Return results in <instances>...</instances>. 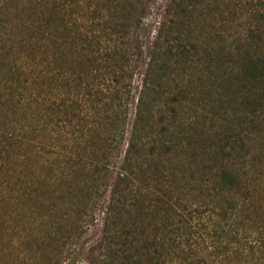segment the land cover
Returning <instances> with one entry per match:
<instances>
[{
    "label": "trees",
    "instance_id": "1",
    "mask_svg": "<svg viewBox=\"0 0 264 264\" xmlns=\"http://www.w3.org/2000/svg\"><path fill=\"white\" fill-rule=\"evenodd\" d=\"M155 1L0 0V213L49 230L69 209L73 235L103 207L105 264H225L264 129V0H172L146 61Z\"/></svg>",
    "mask_w": 264,
    "mask_h": 264
},
{
    "label": "rangeland",
    "instance_id": "2",
    "mask_svg": "<svg viewBox=\"0 0 264 264\" xmlns=\"http://www.w3.org/2000/svg\"><path fill=\"white\" fill-rule=\"evenodd\" d=\"M171 1L156 0L145 18L146 61ZM141 79L140 75L136 77V87L141 86ZM133 119L131 116L128 121L129 130ZM260 137V141L255 144L256 157L248 164V167L252 165L253 172L249 170L247 177L243 178L246 185L243 194L249 202L244 213L241 212L240 218L235 222L240 230L241 243L237 246V254H233L225 264H264V129ZM18 180H13L14 184ZM52 202L57 201L53 199ZM62 203L60 206L65 207ZM103 211V207L100 208L95 216L96 221H91L92 223L85 225L82 232L73 235L69 233L73 227L63 224L64 220L67 221L71 217L69 209L66 211L65 208H60L59 211V206L55 209L51 219L56 224L49 227V230L37 222L40 218L38 213L32 215V220L31 214L20 212L19 207L15 208L14 205L1 211L0 222L2 221L3 225H0V264H105V259L99 252L94 251L99 247L98 241L103 232ZM247 241L260 243L255 253L249 251Z\"/></svg>",
    "mask_w": 264,
    "mask_h": 264
}]
</instances>
